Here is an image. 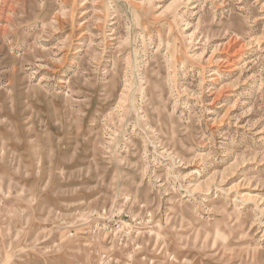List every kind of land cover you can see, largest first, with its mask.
Returning <instances> with one entry per match:
<instances>
[{
    "label": "rangeland",
    "instance_id": "rangeland-1",
    "mask_svg": "<svg viewBox=\"0 0 264 264\" xmlns=\"http://www.w3.org/2000/svg\"><path fill=\"white\" fill-rule=\"evenodd\" d=\"M0 264H264V0H0Z\"/></svg>",
    "mask_w": 264,
    "mask_h": 264
}]
</instances>
